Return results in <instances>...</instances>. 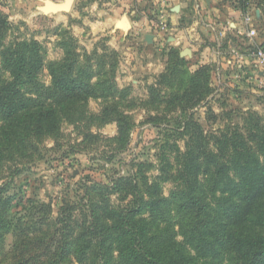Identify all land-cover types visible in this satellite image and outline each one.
Returning a JSON list of instances; mask_svg holds the SVG:
<instances>
[{
	"label": "rangeland",
	"instance_id": "rangeland-1",
	"mask_svg": "<svg viewBox=\"0 0 264 264\" xmlns=\"http://www.w3.org/2000/svg\"><path fill=\"white\" fill-rule=\"evenodd\" d=\"M46 1L64 0H0V12L9 21L0 36V85L13 80L2 54H12L13 64L19 55L37 52L40 67L21 75L20 92L53 108L56 118L50 131L36 133L28 130L33 102L16 121L0 114L1 197L12 199L10 217L29 226V237L44 234L47 240L59 228L56 239H71L72 229L87 225L92 206L101 200L127 210L134 195L118 189L125 178L139 184L136 198L149 199L144 177L151 185L165 170L180 168L179 154L195 151L197 126L207 156L225 160L238 152L264 161V57L257 56L259 48L264 51V0H216L220 17L204 11V0L198 9L193 0H73L68 11L44 10ZM174 3L184 10L175 31L168 18ZM231 11L239 18H231ZM191 26L199 32L196 40L181 41ZM70 64L74 78L95 87L84 99H65L53 90L51 69ZM198 86L203 97L195 104L190 91ZM178 184L160 182L162 194L168 197ZM205 190L213 204L221 196ZM143 216L156 230L159 215ZM171 216L168 224H159V233L175 224ZM16 240L18 233L4 234L0 264L18 258L12 249ZM182 248L196 264L219 263L185 244ZM76 259L38 262L80 264Z\"/></svg>",
	"mask_w": 264,
	"mask_h": 264
},
{
	"label": "trees",
	"instance_id": "trees-1",
	"mask_svg": "<svg viewBox=\"0 0 264 264\" xmlns=\"http://www.w3.org/2000/svg\"><path fill=\"white\" fill-rule=\"evenodd\" d=\"M8 26L7 16L0 12V36ZM10 55L2 54L4 63L12 69L13 80L0 85V114L7 121H16L33 102L24 99L20 92L21 75L34 74L40 67V58L37 52L28 56L22 54L11 64ZM71 71L72 64L65 69H51L53 90L65 99H84L90 88L95 87L74 78ZM200 77L204 86L203 73ZM193 82L195 86L197 80ZM201 88L198 86V90L190 91L193 98L186 99L198 103L203 97ZM180 100H185V96ZM31 108L28 130L50 131L56 124L54 109L34 102ZM122 119L117 120L119 136L125 132ZM198 130L199 126L194 132L200 140L195 141V151L179 154L180 168L173 173L162 168L164 175L155 176L151 185L144 177L142 183L151 190L149 199L136 198L138 183L129 178L120 180L118 189L125 196L134 195L127 210L115 209L106 200L96 202L90 210L88 224L85 223L78 232L72 229L71 239H56L54 234L59 228L47 240L44 234L29 237V226L13 223L12 213L9 214L12 199H3L0 188V249L5 233H18V240L12 246L14 252H18V258L9 263L37 264L41 259L53 263V260L62 261L72 255L77 256L80 264H115L117 260L121 264H196L188 250L182 248L185 244L202 258L219 260L215 264H264V161L249 159V154L238 152L234 158L225 160H217L212 154L207 156ZM231 147L236 151L234 144ZM169 180L178 181L180 189L166 197L161 192L160 182ZM207 187L213 195L220 191L221 196L214 204L205 193ZM92 191L101 194L102 189L94 187ZM149 212L159 215V224H168L171 213L177 220L171 229L170 224L165 225V231L159 233V224L152 230L147 217L143 216ZM174 225L179 230H174ZM177 236L182 237L181 243L176 242ZM114 252L118 259H114Z\"/></svg>",
	"mask_w": 264,
	"mask_h": 264
},
{
	"label": "crops",
	"instance_id": "crops-1",
	"mask_svg": "<svg viewBox=\"0 0 264 264\" xmlns=\"http://www.w3.org/2000/svg\"><path fill=\"white\" fill-rule=\"evenodd\" d=\"M171 1H178L179 2V1H186V0H171ZM202 1L203 0H193V2L195 4V8L198 9V7H203L202 3H201ZM215 1L216 0H204L206 5H208L204 11L208 12V10H209L211 12V13H209L210 15H213L214 17H216V16L220 17V10H219L220 8L218 7V5L215 6V4H214ZM181 7H182V4L174 3V4H171V8L168 9V18L170 19V26H171L170 29H172L174 31L177 28L175 25V21H176L177 17L180 16L179 13H182L184 11L183 8H181ZM201 13H204L203 10L199 11V13H198L199 17H202ZM228 14L231 16V18H239V15L237 13L234 14L233 11H231L230 13L228 12ZM209 16L207 18H209ZM224 16H225V14H224ZM227 17H228V15H227ZM219 20H220V18H219ZM192 27L193 26L184 29L185 31H183V33H182V36H184V38L180 39L181 41H183V40L186 41L187 39L190 40L193 38H195V40H196V37L199 34V32L198 31H192L191 30V29H193ZM176 38L179 39L178 35H176ZM176 38L173 36V39H176ZM180 38H181V36H180Z\"/></svg>",
	"mask_w": 264,
	"mask_h": 264
},
{
	"label": "water",
	"instance_id": "water-1",
	"mask_svg": "<svg viewBox=\"0 0 264 264\" xmlns=\"http://www.w3.org/2000/svg\"><path fill=\"white\" fill-rule=\"evenodd\" d=\"M72 2L73 0H64L63 2L46 1L43 9L53 11H68L71 8Z\"/></svg>",
	"mask_w": 264,
	"mask_h": 264
},
{
	"label": "built area",
	"instance_id": "built-area-1",
	"mask_svg": "<svg viewBox=\"0 0 264 264\" xmlns=\"http://www.w3.org/2000/svg\"><path fill=\"white\" fill-rule=\"evenodd\" d=\"M245 20H250V17H248V15L245 17ZM257 56L260 58L264 57V51L262 50V48H259L257 51Z\"/></svg>",
	"mask_w": 264,
	"mask_h": 264
}]
</instances>
